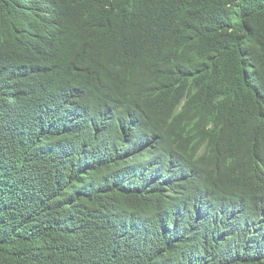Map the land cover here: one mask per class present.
Masks as SVG:
<instances>
[{"label":"trees","instance_id":"1","mask_svg":"<svg viewBox=\"0 0 264 264\" xmlns=\"http://www.w3.org/2000/svg\"><path fill=\"white\" fill-rule=\"evenodd\" d=\"M0 264H264V0H0Z\"/></svg>","mask_w":264,"mask_h":264}]
</instances>
